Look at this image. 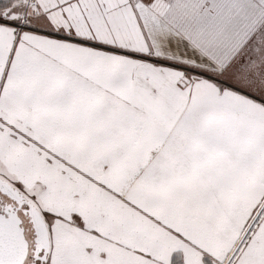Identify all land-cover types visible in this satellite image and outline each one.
<instances>
[{"label": "snow or ice", "instance_id": "snow-or-ice-1", "mask_svg": "<svg viewBox=\"0 0 264 264\" xmlns=\"http://www.w3.org/2000/svg\"><path fill=\"white\" fill-rule=\"evenodd\" d=\"M0 264H264V0H0Z\"/></svg>", "mask_w": 264, "mask_h": 264}]
</instances>
